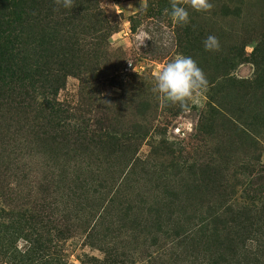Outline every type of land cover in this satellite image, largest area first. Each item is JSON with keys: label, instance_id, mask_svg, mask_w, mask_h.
<instances>
[{"label": "rangeland", "instance_id": "obj_1", "mask_svg": "<svg viewBox=\"0 0 264 264\" xmlns=\"http://www.w3.org/2000/svg\"><path fill=\"white\" fill-rule=\"evenodd\" d=\"M210 3L186 26L169 0L65 10L73 134L50 150L39 107L0 109V264H264V0ZM181 54L206 75L202 108L152 90Z\"/></svg>", "mask_w": 264, "mask_h": 264}, {"label": "trees", "instance_id": "obj_2", "mask_svg": "<svg viewBox=\"0 0 264 264\" xmlns=\"http://www.w3.org/2000/svg\"><path fill=\"white\" fill-rule=\"evenodd\" d=\"M80 3L74 0L72 9ZM56 8L55 0H0V109L24 114L39 107L45 114L39 140L50 150L58 142L68 145L67 135L73 134L59 125L70 117V109L57 98L64 84L59 72L70 67L67 56L74 54L60 30L69 31L60 21L67 18L66 9ZM211 223L215 227L216 218Z\"/></svg>", "mask_w": 264, "mask_h": 264}, {"label": "clouds", "instance_id": "obj_3", "mask_svg": "<svg viewBox=\"0 0 264 264\" xmlns=\"http://www.w3.org/2000/svg\"><path fill=\"white\" fill-rule=\"evenodd\" d=\"M58 11L61 7L72 9L74 0H55ZM170 8H165L164 13L170 16L174 24L186 26L189 24L188 8L196 12H210L213 4L210 0H169ZM141 7L147 8V0H141ZM151 39L147 34L140 37L141 44L144 40ZM206 51H219L220 43L216 36L209 35L203 41ZM153 92L160 99L182 109L190 106L203 107L201 97L207 90L208 81L203 70L190 56L177 55L164 64L154 76Z\"/></svg>", "mask_w": 264, "mask_h": 264}]
</instances>
